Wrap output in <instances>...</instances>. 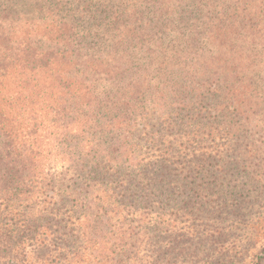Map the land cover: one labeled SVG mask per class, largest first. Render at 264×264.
<instances>
[{
	"label": "rangeland",
	"instance_id": "374dc122",
	"mask_svg": "<svg viewBox=\"0 0 264 264\" xmlns=\"http://www.w3.org/2000/svg\"><path fill=\"white\" fill-rule=\"evenodd\" d=\"M32 1L35 4L27 7ZM88 1L103 19L102 36L108 34L104 25L109 20L100 12L112 9L119 19L108 32L129 28L143 42L141 17L148 14L147 8L136 0ZM213 2L220 16L205 12L211 3L202 7L205 14L193 19L191 41L202 48L207 36L223 40L231 36L228 30L232 33L219 44L217 55L228 56L222 57L219 74H229V85L237 94L241 89L247 94L223 107L240 131L225 133L231 120L218 116L215 93L224 80L208 71L220 67L216 61L209 69L202 64L191 76L173 70L179 81L174 93L169 90L172 59L159 43L151 45V57L149 50L145 54L132 50L137 59L123 51L119 63L125 74L139 76V69H148L151 81L131 87L120 82L98 94L110 107L123 100V111L134 121V138L131 130L129 136L138 164L124 170L133 174L102 181L101 204L79 203L75 209L72 202L64 207L55 204L40 233L23 236L12 247L0 246V264H264V0ZM58 3L62 7L51 12L57 13L56 18L67 15L75 27L85 29L89 40H97L88 18L73 21L72 7ZM39 8L38 0H18L12 21L23 26L33 20L40 25L48 20L41 18L43 14L28 15ZM35 29L46 37L39 27ZM240 108L242 113L235 117Z\"/></svg>",
	"mask_w": 264,
	"mask_h": 264
},
{
	"label": "trees",
	"instance_id": "16d2710c",
	"mask_svg": "<svg viewBox=\"0 0 264 264\" xmlns=\"http://www.w3.org/2000/svg\"><path fill=\"white\" fill-rule=\"evenodd\" d=\"M38 1L40 8L28 15L43 14L41 18L48 20L40 25L27 20L28 25L20 26L12 21L18 0H0L1 247H12L23 236L40 233L49 213L56 209L55 204L64 207L72 202L74 209L79 203L101 204L102 181L126 179L133 174L124 170H133L138 164V154L133 151L135 144L129 136L131 130L134 138V121H129L123 111V100L110 107L98 94L105 86L115 88L120 82L131 87L151 81L148 69H139V76L137 72L125 74L119 63L123 51L137 59L132 50L138 49L143 54L149 50L147 56L151 57V45L159 43L160 50L165 49L168 59H172L168 65L173 86L169 90L174 93L179 83L174 72L191 76L202 64L209 69L217 62L220 67L208 71L219 81L224 80L215 95L218 116L231 120L224 130L228 135L238 133L240 127L223 107L247 95L242 89L237 94L233 85H229V74L222 73V57L228 56L217 55L219 44L232 37L229 30L231 36L223 40L207 36L202 48L191 41L195 40L193 19L198 18L197 14H205L202 7L211 3L205 12L214 11L220 16L213 6L214 0H136L148 9V14L141 17L145 22L143 42L129 28L108 32L109 25L119 19L112 9L100 12L106 13L109 20L104 25L108 34L102 36L103 19L88 0ZM47 1L50 6H45ZM58 2L67 3L65 8L72 7L73 21L88 18L97 40H89L85 29L75 27L76 23L68 20L67 15L61 20L56 18L57 13L51 12L62 7ZM34 4L32 1L26 5ZM49 14L53 17H47ZM149 15L156 19L153 23ZM35 27L46 37L37 35ZM69 32L72 34L65 36ZM155 54L159 57L157 51ZM225 64L232 73L229 60ZM140 66L145 68L143 64ZM206 82L203 79V84ZM259 101L257 97L255 102ZM241 113L240 108L235 117ZM105 114L107 119L102 117ZM138 175L143 177L141 172Z\"/></svg>",
	"mask_w": 264,
	"mask_h": 264
}]
</instances>
